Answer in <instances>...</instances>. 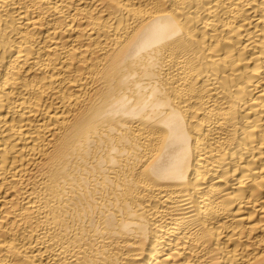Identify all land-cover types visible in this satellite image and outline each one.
<instances>
[{
  "label": "bare ground",
  "instance_id": "bare-ground-1",
  "mask_svg": "<svg viewBox=\"0 0 264 264\" xmlns=\"http://www.w3.org/2000/svg\"><path fill=\"white\" fill-rule=\"evenodd\" d=\"M0 264H264V0H0Z\"/></svg>",
  "mask_w": 264,
  "mask_h": 264
}]
</instances>
